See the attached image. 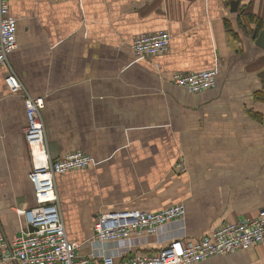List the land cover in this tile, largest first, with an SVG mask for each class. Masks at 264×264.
I'll return each instance as SVG.
<instances>
[{
	"label": "crops",
	"instance_id": "0c3cea01",
	"mask_svg": "<svg viewBox=\"0 0 264 264\" xmlns=\"http://www.w3.org/2000/svg\"><path fill=\"white\" fill-rule=\"evenodd\" d=\"M18 47L10 63L43 96L51 158L83 151L90 167L56 177L66 232L81 254L157 252L202 238L264 209V48L252 37L264 0H10ZM165 30L169 49L137 58L134 38ZM258 33L260 31H257ZM217 69L218 84L191 93L178 71ZM0 68V233L30 230L18 209L37 205L29 174L23 94ZM183 203V221L154 235L100 242L101 214L158 211ZM164 242V243H163ZM126 255V256H125ZM16 264V263H8ZM195 264H264L254 245Z\"/></svg>",
	"mask_w": 264,
	"mask_h": 264
},
{
	"label": "built area",
	"instance_id": "2783aa9c",
	"mask_svg": "<svg viewBox=\"0 0 264 264\" xmlns=\"http://www.w3.org/2000/svg\"><path fill=\"white\" fill-rule=\"evenodd\" d=\"M18 19L11 13L10 0H0V68L8 67L12 86L24 96L28 116L25 129L33 168L29 174L35 189L37 205L18 209L22 221L34 231L21 229L13 240L0 233V264H195L215 255H227L254 245L264 248V209L257 216H242L224 222L200 239L184 242L175 238L157 252H131L120 262L114 256L99 252L81 254V243L66 232L56 177L73 170L90 167L94 159L83 151L63 158H51L46 144L43 110L46 100L33 96L25 88L10 63V54L18 47ZM171 34L165 30L141 34L134 38L132 50L137 58L157 56L170 46ZM217 69L194 72L178 71L172 81L191 93L204 92L218 84ZM41 145L39 149L38 146ZM37 149V150H36ZM186 207L176 203L158 211L122 210L101 214L94 226L95 240L100 242L132 239L134 235H154L160 227L183 221Z\"/></svg>",
	"mask_w": 264,
	"mask_h": 264
},
{
	"label": "water",
	"instance_id": "95a60500",
	"mask_svg": "<svg viewBox=\"0 0 264 264\" xmlns=\"http://www.w3.org/2000/svg\"><path fill=\"white\" fill-rule=\"evenodd\" d=\"M230 8L232 12L239 11L241 0H229ZM253 38L256 40V44H258L260 47L264 48V28L260 30L258 33L257 31L253 32L252 35ZM30 231H34L35 228L33 226H29Z\"/></svg>",
	"mask_w": 264,
	"mask_h": 264
},
{
	"label": "trees",
	"instance_id": "16d2710c",
	"mask_svg": "<svg viewBox=\"0 0 264 264\" xmlns=\"http://www.w3.org/2000/svg\"><path fill=\"white\" fill-rule=\"evenodd\" d=\"M247 21L257 23V27L255 28L254 31H260L264 28L262 26L263 20L257 15H254V14L247 15ZM257 97L264 100V88H263V90H261L257 93Z\"/></svg>",
	"mask_w": 264,
	"mask_h": 264
},
{
	"label": "rangeland",
	"instance_id": "374dc122",
	"mask_svg": "<svg viewBox=\"0 0 264 264\" xmlns=\"http://www.w3.org/2000/svg\"><path fill=\"white\" fill-rule=\"evenodd\" d=\"M28 146H29V144H28ZM29 155H30V160H31L32 167H33V160H32V157H31L30 148H29Z\"/></svg>",
	"mask_w": 264,
	"mask_h": 264
},
{
	"label": "bare ground",
	"instance_id": "6f19581e",
	"mask_svg": "<svg viewBox=\"0 0 264 264\" xmlns=\"http://www.w3.org/2000/svg\"><path fill=\"white\" fill-rule=\"evenodd\" d=\"M38 148L40 149V148H41V145H39ZM36 150H37V149H36Z\"/></svg>",
	"mask_w": 264,
	"mask_h": 264
}]
</instances>
